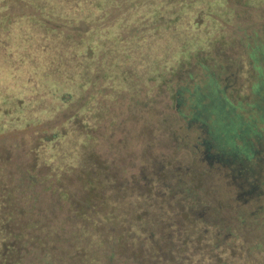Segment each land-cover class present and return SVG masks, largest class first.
<instances>
[{"label":"rangeland","instance_id":"rangeland-1","mask_svg":"<svg viewBox=\"0 0 264 264\" xmlns=\"http://www.w3.org/2000/svg\"><path fill=\"white\" fill-rule=\"evenodd\" d=\"M12 31L18 33L10 38ZM120 38L131 40L125 44ZM141 39L153 40L145 47L155 49L154 60L139 58L144 49L136 45ZM102 41L107 59L115 61L109 67L113 78L78 88L81 60L96 63ZM261 45L264 0H0V183L21 170L47 172L35 164L54 150L43 140L53 132L67 140L78 132L81 139L88 131L100 156L111 161L121 177L135 173L142 159L161 168L172 157L167 155L170 137L162 118L177 110L202 116L211 111L209 122L224 131L226 143L232 145L230 132L236 123L226 127L229 105L220 101L222 109H215L216 100L204 93L211 95L210 83L216 81V95L228 103L250 102V85L259 75L253 62L256 51L264 53ZM122 48L141 50L131 59ZM19 57L31 58L21 72ZM128 67V72L120 71ZM57 75L77 79L59 83ZM226 77H231V85ZM89 89L94 90L92 98L86 92L78 101ZM61 91L76 93V98L60 103ZM199 93L203 107L192 110L190 102ZM177 119L171 118L174 133L184 123ZM195 177L182 178L193 187ZM258 203L264 205V193ZM246 220L251 221L254 242L264 240L263 210Z\"/></svg>","mask_w":264,"mask_h":264},{"label":"trees","instance_id":"trees-1","mask_svg":"<svg viewBox=\"0 0 264 264\" xmlns=\"http://www.w3.org/2000/svg\"><path fill=\"white\" fill-rule=\"evenodd\" d=\"M12 33L18 32L12 31L10 38L14 37ZM120 40L127 44L131 38ZM140 42L141 46H136L144 51L139 58L154 60L155 49L145 47L153 40ZM103 43L100 57H95L99 65L81 60L78 88H92L99 78H113L115 73L109 67L115 61L107 59L108 48L102 49ZM130 49L121 50L131 59L136 49L141 50ZM19 58L21 72L22 64L31 58ZM130 68L120 71L125 73ZM72 79L77 78L57 75L59 83ZM211 89L212 94L204 96L213 97L215 109H222L220 101H226L225 97ZM85 90L78 101L86 92L92 98L94 90ZM75 94L61 91L58 100L66 104L68 99L76 98ZM193 100L198 108L203 107L200 93ZM228 108L230 121L237 123L238 115ZM178 113L192 112L164 115L162 121H167L169 137L175 124L171 118ZM218 131L213 132L216 140L223 137ZM83 133L81 139L78 132L67 140L51 133L43 140L54 150L35 164L36 169L47 167V172L21 170L18 176L0 183V264H264V240L254 242L251 221L240 217L225 223L217 206L205 208L208 198L202 188L197 190L201 185L198 177L193 187L185 185L176 173L168 177L158 162L143 159L135 173L121 177L114 164L96 150L95 137L88 131ZM261 210L264 212V205Z\"/></svg>","mask_w":264,"mask_h":264},{"label":"flooded vegetation","instance_id":"flooded-vegetation-1","mask_svg":"<svg viewBox=\"0 0 264 264\" xmlns=\"http://www.w3.org/2000/svg\"><path fill=\"white\" fill-rule=\"evenodd\" d=\"M261 51L264 52V47ZM255 53L253 64L259 75L250 85L251 101L245 105L240 102L228 104L238 115V122L230 132L233 146L224 143L227 137L224 131L219 140L214 137L213 132L218 129L213 122H209L211 111H206V116L197 111H192L190 115L178 113L184 123L180 130L172 132L167 151V155L172 157L161 165L168 177L174 173L180 177L196 175L201 182L198 189L202 188L208 198L204 207L216 204L224 212L221 216L225 223L240 217L245 220L262 208L258 201L264 193V64L261 65L264 53L259 50ZM229 79L231 77H226V82L231 85ZM210 86L217 91L216 81H212ZM193 99L190 108L198 109ZM177 104L178 101L175 108ZM237 140L240 144L236 143ZM220 143L223 147L219 146Z\"/></svg>","mask_w":264,"mask_h":264}]
</instances>
